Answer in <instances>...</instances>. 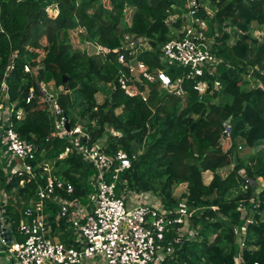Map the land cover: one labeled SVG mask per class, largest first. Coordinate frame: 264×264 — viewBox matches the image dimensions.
Returning a JSON list of instances; mask_svg holds the SVG:
<instances>
[{
  "label": "trees",
  "instance_id": "16d2710c",
  "mask_svg": "<svg viewBox=\"0 0 264 264\" xmlns=\"http://www.w3.org/2000/svg\"><path fill=\"white\" fill-rule=\"evenodd\" d=\"M204 1L196 0L195 16L205 21L218 61L211 71L188 78L183 67L164 62L160 50L182 26L185 0H0V105L12 109L15 131L38 148L31 163L50 161L53 175L72 185L71 193L55 188L61 198L87 204L96 171L75 149L59 158L74 145L55 134L57 117L41 83L53 86L69 126L86 121L82 127L89 139L81 144L104 138L103 150L111 156L119 149L137 153L118 174L117 195L149 192L167 209L184 199L194 212L185 231L178 235L182 226L174 224L166 232L165 243L171 241L174 252L161 264H264V188L256 193L247 182L264 179V36L252 35L254 25L264 26V0ZM50 6L56 15H49ZM125 33L139 40L130 50L122 48ZM73 35L81 45H73ZM91 45L108 52H94ZM136 62L152 80L130 74ZM160 70L170 86L157 78ZM122 74L135 94L121 88ZM199 82L206 84L201 93L195 89ZM177 83L183 95L174 93ZM16 110L23 112L20 119ZM244 147L253 151L241 156ZM45 183L39 172L27 180L0 166V190L8 195L5 213L15 230L20 211L37 200V186ZM252 197L254 221L246 223L238 208ZM46 205L52 235L74 244L66 218L57 219L59 207L52 201ZM243 225L245 234L237 237L234 229ZM177 236L181 240L174 242Z\"/></svg>",
  "mask_w": 264,
  "mask_h": 264
},
{
  "label": "built area",
  "instance_id": "2783aa9c",
  "mask_svg": "<svg viewBox=\"0 0 264 264\" xmlns=\"http://www.w3.org/2000/svg\"><path fill=\"white\" fill-rule=\"evenodd\" d=\"M185 1L188 10L182 14L184 17L182 26L173 30L176 36L162 44L160 50L164 62L183 67L185 76L194 78L202 75L205 68H210L211 71L218 59L212 51L211 40L205 36L207 30L205 21L195 16L196 0ZM138 41L125 33L122 48L130 50ZM91 48L94 52H108L97 45H91ZM119 61H123L122 55ZM25 70H28L27 66ZM129 72L136 79L140 74L150 80L153 79L147 74L146 66L142 62L130 65ZM156 75L163 86H170L171 80L165 71L160 70ZM118 82L128 94L136 93L135 87L127 83L123 74L118 77ZM178 83L174 93L183 95L184 92L179 88ZM2 85L5 91V84ZM215 85L219 87L218 82ZM205 86V82H199L195 89L201 93ZM40 89L50 105V111L57 117L54 125L55 134L60 137L65 136L74 145L73 148H66L59 158L65 157L73 149L80 153L96 171L90 177L94 191L88 195L89 207L80 206L77 200H67L56 195L54 193L56 187L71 193L72 185L53 175L50 161L36 165L31 163L36 158L38 148L21 138L15 131L10 120L12 109L0 105V156L6 157V165L11 164L12 159L15 160L8 174L26 175L27 180H30L35 179L39 172L46 178L44 185L37 186V200L29 202L20 211L21 218L16 230L5 213L8 195L0 190V264L8 260H12L13 264H84L90 259H101L102 264H161L163 259L174 252L172 242L165 243L166 232L174 224L182 226L178 228V235L185 231L194 210L188 208L184 199H181L174 208H164L157 197L144 191H127L117 195L115 189L118 174L130 166L131 160L137 153L129 154L119 149L111 156L103 150L104 138L91 146L81 144V140L89 139V134L80 123L70 126L67 131L65 124L68 119L62 114L53 93L42 83ZM62 89L63 87L59 88L60 91ZM14 115L16 119H20L23 112L16 110ZM224 125V133L229 134V122L225 121ZM112 133L120 134L117 131ZM113 164H115L114 172L110 174L111 180L107 181V175L111 173ZM1 168L3 169L2 166ZM3 171L6 172L4 169ZM255 181L257 184H262L264 179L257 177ZM255 181L247 180L249 184L254 185L255 192L258 193L264 186H255ZM19 183L22 186L24 179ZM46 201H52L59 207L57 219L66 218L71 227L74 244H65L52 235ZM254 201L252 197L248 206L241 204L238 208L242 216H246V223L254 221L256 210ZM245 226L234 229L237 237L245 234ZM180 240L179 236L174 238V242ZM238 241L243 248L245 243L242 242V238Z\"/></svg>",
  "mask_w": 264,
  "mask_h": 264
},
{
  "label": "rangeland",
  "instance_id": "374dc122",
  "mask_svg": "<svg viewBox=\"0 0 264 264\" xmlns=\"http://www.w3.org/2000/svg\"><path fill=\"white\" fill-rule=\"evenodd\" d=\"M208 4V1L207 0H205L204 1V5H207ZM47 11H48V13H49V15H51V16H54L55 15V12H54V10L52 9V7L50 6L48 9H47ZM252 35L254 36V37H256V38H258L259 40H262L263 39V36H264V26H258V25H254L253 26V29H252ZM143 42H144V45H146L147 46V38L144 36L143 38H140ZM72 43H73V45H81V44H79V42H78V39L73 35L72 36ZM87 46V45H86ZM81 47H84V45L83 46H81ZM89 47V46H88ZM250 77H246V79H249ZM45 87L48 89V90H52L53 91V86L52 85H46L45 84ZM59 88L61 87V86H58ZM102 98V96L100 95L99 97H98V99L100 100ZM81 125L82 124H84V123H86V121L85 120H81V122H79ZM253 151V149L252 148H248V147H244L241 151H240V155L241 156H246L247 154H249L250 152H252ZM209 178V175H206V180ZM259 187H263L264 186V182H262V184H257ZM182 186L180 185V186H177V187H175V189H174V194L177 196L181 191H182Z\"/></svg>",
  "mask_w": 264,
  "mask_h": 264
},
{
  "label": "crops",
  "instance_id": "0c3cea01",
  "mask_svg": "<svg viewBox=\"0 0 264 264\" xmlns=\"http://www.w3.org/2000/svg\"><path fill=\"white\" fill-rule=\"evenodd\" d=\"M52 9L54 10V12H55V15H56V13H57V11L55 10V8L54 7H52ZM90 48V47H89ZM43 84V83H42ZM44 85V84H43ZM6 160V157H1L0 156V165L3 167V169L8 173H10L11 172V169H12V165L13 164H15V160L14 159H12L11 160V164H7L6 165V163H7V161H5ZM5 161V163H3ZM11 168V169H10ZM77 202L80 204V206H82V207H89V204H90V201L88 200V202H87V204L86 203H82L81 201H79V200H77ZM2 264H13V262H12V260H8V261H6V262H3ZM84 264H102V260L101 259H90V260H87V261H85L84 262Z\"/></svg>",
  "mask_w": 264,
  "mask_h": 264
},
{
  "label": "water",
  "instance_id": "95a60500",
  "mask_svg": "<svg viewBox=\"0 0 264 264\" xmlns=\"http://www.w3.org/2000/svg\"><path fill=\"white\" fill-rule=\"evenodd\" d=\"M69 123L67 122L66 124H65V128H66V130L68 131L69 130Z\"/></svg>",
  "mask_w": 264,
  "mask_h": 264
}]
</instances>
